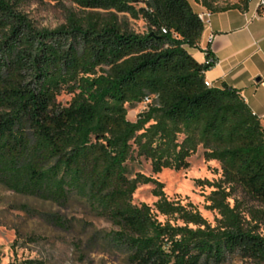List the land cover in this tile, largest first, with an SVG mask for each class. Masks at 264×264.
Here are the masks:
<instances>
[{"label":"trees","instance_id":"16d2710c","mask_svg":"<svg viewBox=\"0 0 264 264\" xmlns=\"http://www.w3.org/2000/svg\"><path fill=\"white\" fill-rule=\"evenodd\" d=\"M31 1L0 0V184L60 206L83 201L115 227L107 237L127 264H222L235 255L264 264V209L248 217L229 201L241 192L264 208V126L236 89L206 85L214 62L188 50L205 28L189 2L48 0L70 4L50 28L31 19ZM196 1L219 9L218 0ZM137 103L149 108L132 121L127 105ZM199 145L223 172L209 196L221 215L215 226L169 200L163 183L129 173L138 158L153 173L187 169ZM149 183L154 207L133 203Z\"/></svg>","mask_w":264,"mask_h":264},{"label":"rangeland","instance_id":"374dc122","mask_svg":"<svg viewBox=\"0 0 264 264\" xmlns=\"http://www.w3.org/2000/svg\"><path fill=\"white\" fill-rule=\"evenodd\" d=\"M25 8L38 26L55 28L65 21L70 4L33 0ZM130 22L137 31L146 29L142 19H130ZM69 99L67 95L59 97L62 103ZM148 108L147 103L127 105L128 118L136 121ZM188 160L187 169L153 173L150 161L138 158L129 163V173L131 176L142 173L163 183L164 194L169 200L193 205L215 226L221 215L218 210L209 208V196L223 179L221 165L215 160H205L202 145ZM155 187L154 183L140 185L133 195V203L154 207L158 200L153 194ZM229 201L232 206L237 201L248 217L251 211L264 209L241 192H234ZM159 219L165 221L166 218L159 216ZM59 220L63 224H59ZM259 224L260 231L264 232V223ZM114 229L109 221L95 215L81 200L72 199L68 205L60 206L16 194L0 184V264L26 260L43 261L44 264H127L122 250L107 237ZM222 264L256 263L235 255Z\"/></svg>","mask_w":264,"mask_h":264},{"label":"crops","instance_id":"0c3cea01","mask_svg":"<svg viewBox=\"0 0 264 264\" xmlns=\"http://www.w3.org/2000/svg\"><path fill=\"white\" fill-rule=\"evenodd\" d=\"M187 1L197 14L210 12L199 46L188 48L198 62H214L205 80L236 89L264 126V18L255 16L256 2L218 0L211 11Z\"/></svg>","mask_w":264,"mask_h":264},{"label":"built area","instance_id":"2783aa9c","mask_svg":"<svg viewBox=\"0 0 264 264\" xmlns=\"http://www.w3.org/2000/svg\"><path fill=\"white\" fill-rule=\"evenodd\" d=\"M247 2H256V17L264 18V0H246ZM210 15V12L207 14H199L200 19L206 23L207 17ZM213 37H210L209 42H211ZM207 86H211L209 82L206 81ZM146 101H148L146 99Z\"/></svg>","mask_w":264,"mask_h":264}]
</instances>
